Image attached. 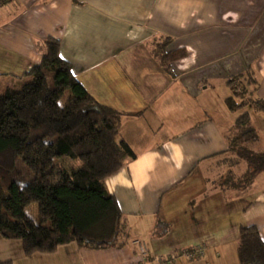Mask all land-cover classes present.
Segmentation results:
<instances>
[{
	"label": "crops",
	"instance_id": "obj_1",
	"mask_svg": "<svg viewBox=\"0 0 264 264\" xmlns=\"http://www.w3.org/2000/svg\"><path fill=\"white\" fill-rule=\"evenodd\" d=\"M47 36L95 99L124 112L119 133L136 157L105 178L123 245L26 255L0 235V264H238L240 226L264 239V173L244 191L221 185L226 136L245 109L263 149L264 114L226 98L228 80L251 71L248 96L264 99V0H0V68L24 76ZM163 36L185 50L170 72L149 48ZM246 168L232 166L236 177ZM194 246L203 255L189 259Z\"/></svg>",
	"mask_w": 264,
	"mask_h": 264
},
{
	"label": "trees",
	"instance_id": "obj_2",
	"mask_svg": "<svg viewBox=\"0 0 264 264\" xmlns=\"http://www.w3.org/2000/svg\"><path fill=\"white\" fill-rule=\"evenodd\" d=\"M170 42L163 36L149 43L152 56L167 72L185 56L183 47L168 49ZM59 47L60 41L51 36L37 42L40 60L24 72L29 79L19 87L4 84L0 89V235L20 240L26 255L53 252L70 241L85 249L123 245L122 213L105 178L136 157L119 133L124 112L95 99L59 55ZM235 77L251 78L252 72ZM233 80H228L232 94L227 107L235 111L250 104L264 114V99L252 100L246 85L241 93L247 101L235 100L239 93ZM226 140L231 169L221 185L244 191L264 173V148H252L259 134L248 111L234 119ZM18 157L33 174L25 182L14 177ZM62 157L79 162L69 180L55 173ZM239 162L247 168L236 177L232 166ZM33 203L37 221L25 213ZM237 255L238 264H264V239L255 225L240 226Z\"/></svg>",
	"mask_w": 264,
	"mask_h": 264
},
{
	"label": "rangeland",
	"instance_id": "obj_3",
	"mask_svg": "<svg viewBox=\"0 0 264 264\" xmlns=\"http://www.w3.org/2000/svg\"><path fill=\"white\" fill-rule=\"evenodd\" d=\"M11 69L13 70V68ZM13 74L14 72H10V71L8 72L6 71V69H3V67L0 68V89L3 87V84L5 83H6L5 85L19 87L20 85H22L23 82L29 79L25 75L24 76H20V75L13 76ZM233 78L234 80L232 82V85L236 87L237 89L236 91L237 93H239V95L235 97V100L237 102H240L242 100L247 101L246 100L247 95L246 94L242 95L241 92H243V85H246V83L249 82L247 81L248 77L247 78L243 77L240 79V78H236L235 76H233ZM61 102H64V99L61 100ZM244 110H242L241 112H243ZM263 136H264V131H263ZM58 161L59 163H58V166L55 172L57 173V178L69 180L71 178L73 169L79 167V162L70 160L66 157H62ZM14 177L21 182H25L33 177L32 172L23 164V162L21 161L19 157L16 160V168L14 170ZM25 213L29 215L35 221L38 220V209L35 203L27 206L25 208Z\"/></svg>",
	"mask_w": 264,
	"mask_h": 264
},
{
	"label": "built area",
	"instance_id": "obj_4",
	"mask_svg": "<svg viewBox=\"0 0 264 264\" xmlns=\"http://www.w3.org/2000/svg\"><path fill=\"white\" fill-rule=\"evenodd\" d=\"M139 251L142 255L146 253V249L144 246L139 244ZM184 255H186L189 259H194L196 257H200L203 255V248L201 246H194L184 251ZM174 255H170L167 258H160V263L168 264L169 261L173 259Z\"/></svg>",
	"mask_w": 264,
	"mask_h": 264
}]
</instances>
